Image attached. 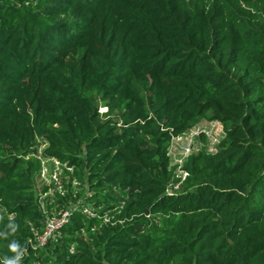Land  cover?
Wrapping results in <instances>:
<instances>
[{
	"label": "trees",
	"instance_id": "16d2710c",
	"mask_svg": "<svg viewBox=\"0 0 264 264\" xmlns=\"http://www.w3.org/2000/svg\"><path fill=\"white\" fill-rule=\"evenodd\" d=\"M204 121L224 137L183 179ZM13 241L20 264H264V0H0V259Z\"/></svg>",
	"mask_w": 264,
	"mask_h": 264
},
{
	"label": "rangeland",
	"instance_id": "374dc122",
	"mask_svg": "<svg viewBox=\"0 0 264 264\" xmlns=\"http://www.w3.org/2000/svg\"><path fill=\"white\" fill-rule=\"evenodd\" d=\"M204 136V137H202ZM224 137L223 126L218 122H207L204 121L196 126L191 133L184 136L182 139L175 141L172 150V165L176 167V172L178 176H181L180 165L181 161L184 158L183 147L188 146L191 148V151L197 152L201 148L206 147L209 152H214L216 150L217 145ZM205 139V141H203ZM48 167V166H46ZM60 166L59 169L60 170ZM50 169V170H49ZM48 169V175L44 177V179H40L41 183H45L47 186L53 185L52 180L54 181L55 170L52 168ZM63 173L62 169L59 172H55V175L59 178V176ZM62 184V180L59 179V186ZM62 186V185H61ZM50 194H53V190H50Z\"/></svg>",
	"mask_w": 264,
	"mask_h": 264
},
{
	"label": "built area",
	"instance_id": "2783aa9c",
	"mask_svg": "<svg viewBox=\"0 0 264 264\" xmlns=\"http://www.w3.org/2000/svg\"><path fill=\"white\" fill-rule=\"evenodd\" d=\"M191 131H190V133H191ZM186 135H184V136H186ZM184 136L176 138L173 142V145H174L175 141L182 139ZM171 150H172V148H171ZM171 150H170V154H171ZM192 153L193 152L191 151V148H188V146L183 147L184 158L182 159L181 165H180V170L182 173V175L180 177H182L183 179L186 178L187 174L184 171H182V166H183L185 160L187 159V157L189 155H191ZM59 166H60V164L58 162H56L57 169H55V172L60 171V170H58ZM55 172H54V174H52V176H54V178H53L54 182L59 185V179L55 175ZM47 175H48V168L44 167L43 178L46 177ZM76 210H78V207L71 206L67 209L59 210L58 212H56L52 216H48L46 221H45L44 232L41 235L37 236V240H36L37 245H46L50 240L55 239L56 236L60 233V231L70 221L73 212H75ZM83 211H84V213H86L88 216H90L92 218L96 216L91 208H84Z\"/></svg>",
	"mask_w": 264,
	"mask_h": 264
},
{
	"label": "clouds",
	"instance_id": "9594fccd",
	"mask_svg": "<svg viewBox=\"0 0 264 264\" xmlns=\"http://www.w3.org/2000/svg\"><path fill=\"white\" fill-rule=\"evenodd\" d=\"M9 228L14 232L16 230V226L10 224ZM9 250L12 253H15L14 256L0 259V264H20L21 258L24 255V249L21 245L15 241L8 245Z\"/></svg>",
	"mask_w": 264,
	"mask_h": 264
}]
</instances>
